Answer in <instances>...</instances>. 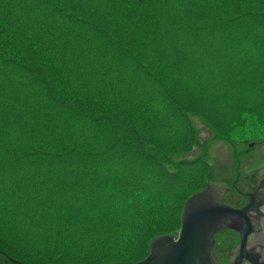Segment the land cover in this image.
<instances>
[{
	"label": "trees",
	"instance_id": "16d2710c",
	"mask_svg": "<svg viewBox=\"0 0 264 264\" xmlns=\"http://www.w3.org/2000/svg\"><path fill=\"white\" fill-rule=\"evenodd\" d=\"M196 117L264 136V0H0V250L146 259L209 182Z\"/></svg>",
	"mask_w": 264,
	"mask_h": 264
},
{
	"label": "water",
	"instance_id": "95a60500",
	"mask_svg": "<svg viewBox=\"0 0 264 264\" xmlns=\"http://www.w3.org/2000/svg\"><path fill=\"white\" fill-rule=\"evenodd\" d=\"M227 185L208 182L186 201L180 231L156 238L146 259L128 264H218L216 236L224 232L237 233L240 238L239 253L232 264H264L258 248L249 246L251 237L263 231L264 176L247 194L249 202L243 207L225 202L231 192Z\"/></svg>",
	"mask_w": 264,
	"mask_h": 264
},
{
	"label": "rangeland",
	"instance_id": "374dc122",
	"mask_svg": "<svg viewBox=\"0 0 264 264\" xmlns=\"http://www.w3.org/2000/svg\"><path fill=\"white\" fill-rule=\"evenodd\" d=\"M192 122L199 132V146L190 156L193 158L202 153L206 154L212 167L208 181L214 184L226 183L231 189L225 200L227 204L235 207L247 205L249 199L244 193H251V189L257 187L264 176V136L259 131L248 128L238 130L231 140H225L216 138L211 128L200 118H193ZM248 177L250 180L246 181ZM253 241L254 237L250 244ZM239 243L237 233L218 234V264H232L239 253Z\"/></svg>",
	"mask_w": 264,
	"mask_h": 264
},
{
	"label": "flooded vegetation",
	"instance_id": "af4514ba",
	"mask_svg": "<svg viewBox=\"0 0 264 264\" xmlns=\"http://www.w3.org/2000/svg\"><path fill=\"white\" fill-rule=\"evenodd\" d=\"M255 188H256V186H255ZM251 191H253V188L251 189ZM247 194H249V193H244V195L246 197H247ZM250 241H251V239H250ZM0 264H28V263L21 261V260H18L16 258L8 255L4 251L0 250Z\"/></svg>",
	"mask_w": 264,
	"mask_h": 264
},
{
	"label": "bare ground",
	"instance_id": "6f19581e",
	"mask_svg": "<svg viewBox=\"0 0 264 264\" xmlns=\"http://www.w3.org/2000/svg\"><path fill=\"white\" fill-rule=\"evenodd\" d=\"M249 246H256V248H258L259 254L261 255L262 259L264 260V233H261L258 236H256V238H254L253 243H251V244L249 243Z\"/></svg>",
	"mask_w": 264,
	"mask_h": 264
}]
</instances>
